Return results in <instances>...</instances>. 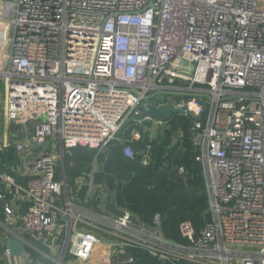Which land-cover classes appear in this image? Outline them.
Listing matches in <instances>:
<instances>
[{"label":"built area","instance_id":"built-area-1","mask_svg":"<svg viewBox=\"0 0 264 264\" xmlns=\"http://www.w3.org/2000/svg\"><path fill=\"white\" fill-rule=\"evenodd\" d=\"M0 80L6 121L32 124L14 143L21 163L34 143H51L32 155L18 192L29 201L21 230L48 247L54 264L132 263L135 249L169 264H264V0H0ZM148 95L184 110L204 170L210 219L199 231L181 222L182 241L161 233L160 214L145 224L104 189L90 211L54 178L77 145L98 154L115 140L125 158L147 165L151 140L172 117L137 119ZM127 124L131 142L148 136L145 149L119 135ZM176 133L172 142L184 135ZM6 148L0 142V154ZM10 185L14 178L0 172L8 219ZM85 186L88 202L92 175ZM110 200L122 215L104 209ZM26 246L18 256L4 247L3 264H42Z\"/></svg>","mask_w":264,"mask_h":264},{"label":"trees","instance_id":"trees-1","mask_svg":"<svg viewBox=\"0 0 264 264\" xmlns=\"http://www.w3.org/2000/svg\"><path fill=\"white\" fill-rule=\"evenodd\" d=\"M177 117H171L170 127L151 140L152 159L147 165L140 163L138 155L134 159L125 158L123 145L118 141L109 142L96 157L93 184L97 191L104 189L109 194L113 192L116 202L145 224H151L154 215L160 214L161 233L167 238L182 241L179 224L189 221L195 231H199L210 219V211L204 174L199 162L195 160L194 146L188 138V127L186 124L178 126ZM178 127H181L184 135L172 142ZM131 129L127 124L119 135L136 150L145 149L148 136L131 142ZM96 154L95 149L77 145L64 155L63 167H60L67 184L72 186L77 177L91 170ZM180 166L184 169L182 174L177 170ZM60 167H56L55 180L60 179ZM28 250L34 261L39 259L42 264H54L36 251ZM132 255L134 261L125 264H169L137 249L132 250Z\"/></svg>","mask_w":264,"mask_h":264},{"label":"crops","instance_id":"crops-1","mask_svg":"<svg viewBox=\"0 0 264 264\" xmlns=\"http://www.w3.org/2000/svg\"><path fill=\"white\" fill-rule=\"evenodd\" d=\"M4 92H5V86L3 82L0 80V142L7 145L6 150L0 154V171H2L1 173H6L11 177H13L17 186L10 185L5 187V201H9L14 205H16L15 211L13 212V216L8 219V217L2 210V205H0V253L2 249L6 247V243L9 240V238L15 237L17 239L25 240L30 245V246L25 245L27 247V250L28 248L32 249L36 251L37 254L44 256L43 252H50L48 247L43 243H41L40 241H38L34 235L26 234L21 230L19 215L20 213H22L27 209L29 205V201L26 198V195L22 192V190H19L18 192V186L25 187L29 174L32 172V162L30 161V158L32 157V155L37 154V152H40L44 149L36 148L33 144L31 149H29L28 151L29 161L25 165L21 163L18 154L15 151L14 143L15 141L23 138V132H24L23 129L31 128L32 124L29 123L24 127L20 126L21 128L20 130L18 125H15L13 123H8L6 121V106L4 100ZM97 155L98 154H96L95 158L92 161L91 170L87 172V174H83L77 177L74 180L72 186H70L66 182L67 186H66V190H64L67 193L68 197L73 202L77 201L81 206L86 207V209L90 211H93L96 207L97 190L94 184H93L94 185L93 193L88 198V202H84L81 200H83V198H85L86 196L87 192H86L85 184L87 181H89L91 175L93 180V173L97 168L96 165ZM60 166L63 167V164L61 165V163H59V167ZM61 167H60L61 175L59 180L64 179L66 181L64 172ZM107 195L115 197V194L113 192H111V194L107 193ZM1 216L3 218H1ZM35 242H37V245H35ZM53 250H56V248H54ZM53 250L52 252H54ZM0 261L2 262L1 259ZM37 261L41 262L39 259H37Z\"/></svg>","mask_w":264,"mask_h":264},{"label":"water","instance_id":"water-1","mask_svg":"<svg viewBox=\"0 0 264 264\" xmlns=\"http://www.w3.org/2000/svg\"><path fill=\"white\" fill-rule=\"evenodd\" d=\"M163 103L165 102V97L163 95H158L155 97H152V95L145 96L144 99L139 104V110L140 112L136 115L137 119H142L145 117H149L152 119H156L158 117L162 118H168L173 112H182L184 111L182 108H179L175 105H172L170 103H166L163 106H157L156 102ZM50 141H46L41 145H38L34 143V146L36 148H42L44 149L45 153L50 149ZM104 209L113 215H122L123 211L119 209L115 203V201H107L104 205ZM131 220L134 222H137L136 216L132 215ZM6 247L9 249L10 253L14 256L20 255L24 249L25 245L24 243L15 238L10 237L9 240L6 243ZM91 258L94 257V254L92 253L90 255ZM99 264H107L105 259H100L97 261Z\"/></svg>","mask_w":264,"mask_h":264},{"label":"rangeland","instance_id":"rangeland-1","mask_svg":"<svg viewBox=\"0 0 264 264\" xmlns=\"http://www.w3.org/2000/svg\"><path fill=\"white\" fill-rule=\"evenodd\" d=\"M171 99H169L170 101L172 100H177L178 97H173V96H170ZM172 117L174 116H178V120H176L178 126H183L184 124H186V126L188 127V118L184 117L183 115H179V112H173L172 114ZM179 118H182V119H179ZM149 126L151 127L150 128V132L152 133V135H155L156 132H157V126L155 123H149ZM199 165L201 166L202 168V173L204 174V170H203V166L201 164V162H199Z\"/></svg>","mask_w":264,"mask_h":264}]
</instances>
